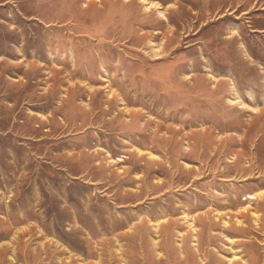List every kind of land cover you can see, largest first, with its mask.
I'll use <instances>...</instances> for the list:
<instances>
[{
	"label": "rangeland",
	"instance_id": "obj_1",
	"mask_svg": "<svg viewBox=\"0 0 264 264\" xmlns=\"http://www.w3.org/2000/svg\"><path fill=\"white\" fill-rule=\"evenodd\" d=\"M229 188L255 218L264 0H0V264H196Z\"/></svg>",
	"mask_w": 264,
	"mask_h": 264
},
{
	"label": "crops",
	"instance_id": "obj_2",
	"mask_svg": "<svg viewBox=\"0 0 264 264\" xmlns=\"http://www.w3.org/2000/svg\"><path fill=\"white\" fill-rule=\"evenodd\" d=\"M230 186L233 187V185ZM230 189L232 192L231 197H226L227 205L216 207V209L221 208L217 209V213H224L228 217L234 216L232 222L225 220V222H222L223 224L219 225L213 221L206 223L203 218L201 220L197 218L195 222V228L197 229L195 234L196 252L200 255V258H196V264H209L207 263L208 253L212 255L210 257L212 260L215 259L216 255L230 254L232 259L227 257L229 262L226 264H264V222L259 219L263 213L261 210L264 198L261 197L264 196V193L259 192L254 195L256 196L254 198L258 201L254 204L253 212L251 211L249 214H254L255 218L251 217L249 220L247 219L248 216L241 215L247 213L244 206L240 205L237 208L228 206L230 201L236 199L233 189L229 188V191ZM242 198L244 196L241 197V200ZM204 213L200 211L196 215L203 216ZM216 234L219 236L216 237ZM215 242L217 244L213 245ZM222 249L225 250L224 253H221ZM235 259L238 261L233 263Z\"/></svg>",
	"mask_w": 264,
	"mask_h": 264
}]
</instances>
